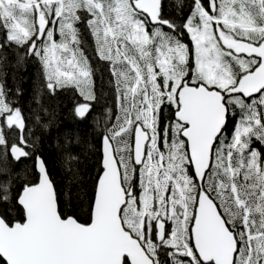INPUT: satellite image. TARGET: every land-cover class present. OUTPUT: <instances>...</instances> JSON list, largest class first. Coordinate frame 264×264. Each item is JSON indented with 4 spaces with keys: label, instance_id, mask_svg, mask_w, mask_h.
Listing matches in <instances>:
<instances>
[{
    "label": "snow or ice",
    "instance_id": "1",
    "mask_svg": "<svg viewBox=\"0 0 264 264\" xmlns=\"http://www.w3.org/2000/svg\"><path fill=\"white\" fill-rule=\"evenodd\" d=\"M85 22L117 103L87 208L67 192L65 208L40 155L13 192L8 155L35 144L0 79V264H264V0H191L180 24L162 0H0V50L74 88L80 118L97 100Z\"/></svg>",
    "mask_w": 264,
    "mask_h": 264
},
{
    "label": "trees",
    "instance_id": "2",
    "mask_svg": "<svg viewBox=\"0 0 264 264\" xmlns=\"http://www.w3.org/2000/svg\"><path fill=\"white\" fill-rule=\"evenodd\" d=\"M190 4L191 0H162V14L180 24L187 16ZM85 25L86 22L77 27L85 40V54L93 69V91L97 100L92 102L91 110L84 118L74 113L75 104L83 102L79 93L73 88L57 89L53 94L46 86L40 60L25 55V47L12 45L0 50V79L6 87L8 98L22 111L26 123L24 135L29 144H35L32 158L15 161L10 153L8 155V165L14 176L13 192L33 178L35 155H40L65 202V208L69 207L65 192L69 193L75 204L83 199V208L77 209V215L82 219L87 208L85 197L91 192L99 170L101 139L106 127L111 126L109 117L114 122L117 112L113 85L106 80L103 86L99 81L101 74L110 80L111 70H100L98 64L101 61L96 53L95 42ZM181 39L191 47L186 32ZM5 131L11 142L14 134L7 129ZM18 134L19 130H15L17 140ZM9 215L15 218L17 213L13 211ZM161 259L171 264L166 255H162Z\"/></svg>",
    "mask_w": 264,
    "mask_h": 264
},
{
    "label": "flooded vegetation",
    "instance_id": "3",
    "mask_svg": "<svg viewBox=\"0 0 264 264\" xmlns=\"http://www.w3.org/2000/svg\"><path fill=\"white\" fill-rule=\"evenodd\" d=\"M85 27H87V25H85ZM88 29V28H87ZM100 59V58H99ZM100 62L98 65H99V68L100 70H102L103 68L104 69H108V71H110V62L108 61H105V60H101L100 59ZM105 65H107V68L105 67ZM106 80L111 83L113 85V90L115 89V85H114V78L112 77L111 75V72H110V80L108 78H105V76L103 74H101V77L99 78V81L101 82V84H105ZM104 86V85H103Z\"/></svg>",
    "mask_w": 264,
    "mask_h": 264
},
{
    "label": "water",
    "instance_id": "4",
    "mask_svg": "<svg viewBox=\"0 0 264 264\" xmlns=\"http://www.w3.org/2000/svg\"><path fill=\"white\" fill-rule=\"evenodd\" d=\"M101 148H102V139H101ZM101 155H102V152H101ZM42 157V156H41ZM47 166V165H46Z\"/></svg>",
    "mask_w": 264,
    "mask_h": 264
},
{
    "label": "rangeland",
    "instance_id": "5",
    "mask_svg": "<svg viewBox=\"0 0 264 264\" xmlns=\"http://www.w3.org/2000/svg\"><path fill=\"white\" fill-rule=\"evenodd\" d=\"M85 28V27H84Z\"/></svg>",
    "mask_w": 264,
    "mask_h": 264
}]
</instances>
